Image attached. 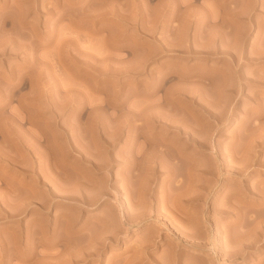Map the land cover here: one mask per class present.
<instances>
[{"label":"rangeland","instance_id":"rangeland-1","mask_svg":"<svg viewBox=\"0 0 264 264\" xmlns=\"http://www.w3.org/2000/svg\"><path fill=\"white\" fill-rule=\"evenodd\" d=\"M0 264H264V0H0Z\"/></svg>","mask_w":264,"mask_h":264},{"label":"bare ground","instance_id":"bare-ground-1","mask_svg":"<svg viewBox=\"0 0 264 264\" xmlns=\"http://www.w3.org/2000/svg\"><path fill=\"white\" fill-rule=\"evenodd\" d=\"M204 78V77H203ZM225 78V77H224ZM226 79V78H225ZM238 81H239V79H238ZM223 83V82H222ZM156 84V83H155ZM159 84V83H158ZM222 87V86H221ZM224 87V86H223ZM157 89V88H156ZM174 93V92H173ZM172 93V94H173ZM156 94H157V90H155V91H149V93H147V94H145V98H147L149 101H152V100H157L158 99V97L156 96ZM171 94V95H172ZM176 94V93H175ZM174 95V94H173ZM155 97H157V98H155ZM167 99H170V98H167ZM173 98H171V100H172ZM167 101V100H166ZM152 102H154V101H152ZM220 102V101H219ZM149 103V102H148ZM166 103V102H165ZM168 103V102H167ZM157 105H159V104H157V103H152V104H149V106H147L144 110L142 109V110H138V109H135L134 110V108H133V110L132 111H129V112H131V114H130V118L131 119H129L131 122V126L134 128V130H133V128H132V130L134 131V135H138L137 134V129L140 127L138 124L136 125V123L134 124V125H132L133 123V121L136 119H138L139 117H140V119L143 117V116H146L147 118H149V119H152L153 121H162V125L166 128H174V131L177 133V135H179V134H183V135H186V140H184L185 142H187V143H189L190 145H193V147H195V140H193V137H191V133H190V131L191 130H189V131H187L188 130V128H189V126H188V128H187V130H185L186 128L185 127H182V126H184L183 124H181V123H179L180 122V120L177 122V121H174V119H173V117H174V115H175V111H172L171 113H170V115H171V117H166V118H160V114L158 115L156 112V110H155V112H154V109L155 108H157ZM169 106L171 105V103L170 104H168ZM160 106V105H159ZM172 106V105H171ZM170 106V107H171ZM133 107H135V106H133ZM165 107V106H164ZM138 108V107H137ZM162 108V107H161ZM168 108V107H167ZM171 108H173V107H171ZM163 109V108H162ZM131 110V109H130ZM167 111V110H166ZM169 111V110H168ZM171 111V110H170ZM128 112V113H129ZM160 112V111H159ZM158 112V113H159ZM163 115V114H162ZM178 115V114H177ZM161 117H163V116H161ZM145 118V117H144ZM177 118V117H176ZM152 120L150 121V122H152ZM177 120V119H176ZM148 121V120H147ZM143 122V121H142ZM149 122V121H148ZM185 122V121H184ZM188 123V122H187ZM147 124V123H146ZM145 124V125H146ZM154 124V123H153ZM141 125H143V124H141ZM189 125H191V123L189 124ZM128 126H129V124H128ZM187 126V125H186ZM151 127V126H150ZM147 128V127H146ZM129 129V128H128ZM141 129V128H140ZM139 130V129H138ZM130 131V130H129ZM139 132V131H138ZM142 132V131H141ZM130 133V132H129ZM144 133V132H143ZM156 133V132H155ZM134 135H133V133H132V136H133V138H134ZM145 135V134H144ZM156 136V135H155ZM160 136V135H159ZM131 137V136H130ZM182 138V137H181ZM161 139V138H160ZM183 139V138H182ZM181 139V140H182ZM173 140V139H172ZM188 140V141H187ZM197 140V139H196ZM148 141H150V140H148ZM167 142V140L166 139H161V140H159L158 142H154V145H159V146H161V147H164L165 149H167V151H168V153H167V155L169 156L168 158H170L172 161L174 160H176L175 162H173V165L175 164L176 165V163L178 164V163H180V161H181V159L182 158H184L186 155H184V154H182L183 153V151H182V153L181 152H179L178 150H177V145H178V143H175V142H173V144H171L170 146H167V145H165V143ZM175 141V140H174ZM195 141V142H194ZM133 142V141H132ZM153 142H151L152 144H153ZM172 142V141H171ZM197 143H199V142H197ZM200 143H202V142H200ZM150 144V143H149ZM203 145V144H202ZM204 146V145H203ZM158 146H156V148H157ZM180 147V146H179ZM154 148H155V146H154ZM181 148V147H180ZM164 149V151H166ZM159 150V149H158ZM157 150V151H158ZM161 150V149H160ZM141 151V150H140ZM181 151V150H180ZM160 152V151H159ZM156 153V152H155ZM158 153V152H157ZM247 153V152H246ZM133 155V154H132ZM166 155V156H167ZM245 155V154H244ZM153 156V155H152ZM158 156V155H157ZM160 156V155H159ZM162 156V155H161ZM160 156V157H161ZM234 157V156H233ZM238 157V156H237ZM156 158V157H155ZM154 158V159H155ZM186 158V157H185ZM243 158V157H242ZM246 158V157H245ZM188 161H186V162H188L187 164H189L190 163V161H191V158H190V156H188ZM168 160V159H167ZM182 160H184V159H182ZM154 161V160H153ZM171 161V162H172ZM241 161V160H240ZM252 161V160H251ZM168 162V161H167ZM183 162V161H182ZM250 162V161H249ZM248 162V163H249ZM225 163V162H224ZM236 163V162H235ZM165 164V163H164ZM249 164H251V163H249ZM174 165V166H175ZM181 165V164H180ZM194 165V164H193ZM219 164H217V166H218ZM173 166V167H174ZM169 167V166H168ZM179 167V166H178ZM193 168V166H190L189 165V168ZM199 167V166H198ZM168 169V168H167ZM172 169V168H171ZM187 169V168H186ZM236 169V168H235ZM188 170V169H187ZM195 170V169H194ZM175 171V170H174ZM173 171V172H174ZM193 171V170H192ZM204 171V170H203ZM242 171V170H241ZM189 172V171H188ZM172 173V172H171ZM173 174H175V173H173ZM170 175V174H169ZM173 176V175H172ZM181 180V179H180ZM181 185H176L175 187L176 188H178V187H180ZM259 188V187H258ZM255 189V188H254ZM262 189V188H261ZM249 190V189H248ZM254 192V191H253ZM262 192V191H261ZM262 204V203H261ZM166 205V204H165ZM223 211V210H222ZM169 212V211H168ZM253 215V214H252ZM129 217V216H128ZM127 222V221H126ZM252 223V222H251ZM244 241V240H243ZM236 242V241H235ZM231 252V251H230ZM136 254V253H135ZM139 254H141V252L139 253ZM145 254V253H144ZM224 254V253H223ZM228 255V254H227ZM135 257V256H134ZM133 257V258H134ZM130 262V261H129ZM136 263V262H135ZM138 263V262H137Z\"/></svg>","mask_w":264,"mask_h":264}]
</instances>
